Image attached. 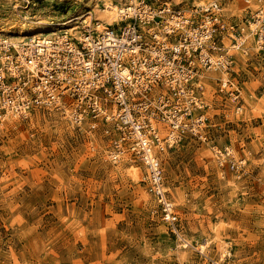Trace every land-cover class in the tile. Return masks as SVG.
Masks as SVG:
<instances>
[{
	"label": "rangeland",
	"instance_id": "374dc122",
	"mask_svg": "<svg viewBox=\"0 0 264 264\" xmlns=\"http://www.w3.org/2000/svg\"><path fill=\"white\" fill-rule=\"evenodd\" d=\"M103 1L0 0V29L21 41L22 29L76 34L87 11L104 24ZM153 1L192 10L209 0ZM220 3L231 66L204 72L206 138L185 133L158 154L176 218L164 219L140 161L111 155L113 133L51 106L6 114L0 264H264V0ZM225 146L244 160L240 172L216 162Z\"/></svg>",
	"mask_w": 264,
	"mask_h": 264
},
{
	"label": "built area",
	"instance_id": "2783aa9c",
	"mask_svg": "<svg viewBox=\"0 0 264 264\" xmlns=\"http://www.w3.org/2000/svg\"><path fill=\"white\" fill-rule=\"evenodd\" d=\"M121 9L115 27L89 12L76 34L60 29L21 41L0 33V116L51 106L77 126L113 133L111 155L143 164L148 191L173 221L158 154L185 133L206 138L204 72L227 73L231 66L219 40L221 3L186 10L132 0ZM258 31L262 39V25ZM228 83L221 78L219 89ZM215 159L234 172L244 166L229 146L216 150Z\"/></svg>",
	"mask_w": 264,
	"mask_h": 264
},
{
	"label": "bare ground",
	"instance_id": "6f19581e",
	"mask_svg": "<svg viewBox=\"0 0 264 264\" xmlns=\"http://www.w3.org/2000/svg\"><path fill=\"white\" fill-rule=\"evenodd\" d=\"M124 4V0H105L103 1V5L104 7H95L96 10L102 12L101 15L99 16V18H102L104 19V24L106 23H111L112 20H119V17L117 18H113L114 17V14H120V10H122V5ZM86 13H89V11H87ZM106 22V23H105ZM102 25V24H101ZM100 25V27H101ZM75 27L71 28V29H74ZM70 29V28H69ZM46 29L45 27L43 28H39V29H31V31H29V33H26L25 31H23V29L21 31H19L18 35H16V39H21L23 38L24 40L22 41H25V40H28L36 35H40V34H45L46 32ZM4 34H11V31H4L3 29H0V33H3ZM76 32V31H75ZM27 34V35H26ZM27 38V39H26ZM134 169L133 168L132 170H130L131 173H134Z\"/></svg>",
	"mask_w": 264,
	"mask_h": 264
}]
</instances>
